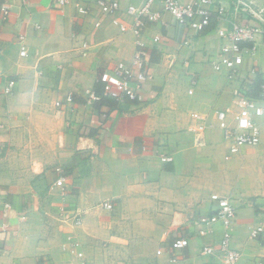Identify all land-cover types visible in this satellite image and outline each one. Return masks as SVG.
I'll list each match as a JSON object with an SVG mask.
<instances>
[{
	"label": "crops",
	"instance_id": "crops-1",
	"mask_svg": "<svg viewBox=\"0 0 264 264\" xmlns=\"http://www.w3.org/2000/svg\"><path fill=\"white\" fill-rule=\"evenodd\" d=\"M1 1L10 15L0 25V264H224L219 253H200L220 246L222 224L205 236L197 224L222 197L237 209V264H264V232L252 237L264 227V117L261 143L231 154L215 113L238 105L241 81L213 67L230 44L220 31L261 25L264 0H216L203 31L179 27L170 13L127 12L144 0H120L114 14L96 0ZM138 19L152 73L141 99L88 103V89L101 90L117 63H130ZM241 45V79L264 83L261 46ZM10 79L17 89L7 95ZM192 112L208 120L201 139L188 130ZM180 237L189 245L174 250Z\"/></svg>",
	"mask_w": 264,
	"mask_h": 264
},
{
	"label": "built area",
	"instance_id": "built-area-1",
	"mask_svg": "<svg viewBox=\"0 0 264 264\" xmlns=\"http://www.w3.org/2000/svg\"><path fill=\"white\" fill-rule=\"evenodd\" d=\"M72 0H55L59 6H66ZM157 1L161 2L159 10L152 8ZM101 11L105 14H114L121 9L120 0H96ZM216 0H192L190 2H182L181 0H144L140 5H130L127 12L139 18L141 15H147L152 20H157L164 13H170L179 27L189 28L196 31L205 30L211 23L213 17V6ZM78 12L81 15L90 13V9L83 5H78ZM10 15V7L7 3L0 0V25L8 20ZM142 23L138 19L133 27L136 35L137 48L135 49L130 63L119 62L114 69L105 75L103 79V91L97 92L94 89L87 90V102L94 103L102 100L104 97L114 99L116 101H137L141 99L140 88L152 77L149 69V51L145 44L140 40L142 34ZM125 30L126 27H123ZM222 37L227 38L230 44L221 48L218 58L213 62V67L217 71H226V77L229 81H241L239 87L234 90V95L238 105L236 107L219 109L216 111V125L223 138L229 143L231 154H238L244 147H255L261 143L263 127L260 119L264 117V84L260 86L259 96H253L251 93V83L241 79L240 66L244 62L243 42L252 43V48L256 49L259 45L264 54V19L261 25L240 24L234 22L229 31L221 30ZM262 36L261 43L257 37ZM1 38V32H0ZM158 40V39H155ZM20 41L24 42V36L20 37ZM27 47L25 44L21 46L20 54L27 55ZM2 73L0 71V77ZM17 81L15 79L8 80L4 85V93L9 95L16 91ZM67 102H73V95L69 94L66 98ZM61 101H57L56 105L60 106ZM190 125L188 130L202 138V134L208 129L209 124L206 116L200 112H192L190 114ZM4 125L0 123V130ZM162 161H171V155H162ZM8 206V204H7ZM108 208H113L112 203H105ZM237 209L228 197L219 198L216 207L210 214H201L197 219L198 234L207 235L212 232L214 226L221 223L224 230L219 247L204 245L200 248L202 255L220 254L224 264H237L241 259V252L233 248L231 245L233 225L236 221ZM80 223V221H76ZM264 227L258 226L252 231V237H259L263 234ZM189 245V239L180 237L173 241L174 250H182ZM79 256L83 253L79 252ZM181 256H173L172 263H177Z\"/></svg>",
	"mask_w": 264,
	"mask_h": 264
},
{
	"label": "trees",
	"instance_id": "trees-1",
	"mask_svg": "<svg viewBox=\"0 0 264 264\" xmlns=\"http://www.w3.org/2000/svg\"><path fill=\"white\" fill-rule=\"evenodd\" d=\"M255 81H256V79H255ZM100 84H101V83H100ZM262 84H264V83H260V82H259V84L256 83V82L251 83V87H252V89H251V93H252L253 96H256V97L259 96L260 86H261ZM101 87H102L101 90H99V91H97V92L102 93V91H103V84L101 85ZM102 99L104 100L105 97L102 98Z\"/></svg>",
	"mask_w": 264,
	"mask_h": 264
}]
</instances>
